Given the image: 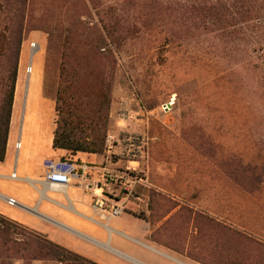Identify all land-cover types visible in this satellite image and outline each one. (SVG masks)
<instances>
[{
  "label": "rangeland",
  "instance_id": "rangeland-1",
  "mask_svg": "<svg viewBox=\"0 0 264 264\" xmlns=\"http://www.w3.org/2000/svg\"><path fill=\"white\" fill-rule=\"evenodd\" d=\"M96 3L99 8L86 17L91 37L80 40L73 36L74 28L62 23L63 0H36L23 43V66L28 68L22 101L26 102V92L33 87L41 56L45 91L55 99L62 59L73 66H95L92 78L83 74L76 80L74 91L81 94L96 90L100 70L115 61L107 142L129 145L134 139L135 159L146 168L136 175L147 178L148 162L152 165L154 160L157 184L171 183L169 187L183 193L176 203H169L167 196L156 198L157 228L152 240L182 252L188 246L189 254L207 264H226L234 258L236 248L239 256H246L245 264H264V247L255 241L264 243V231H260L264 228V72L259 63L249 62L254 52L244 42L225 40L219 34L190 35L183 41L181 34L170 31L168 14L136 13V0ZM49 10L55 12L58 22L52 48L61 52L50 62V39L41 28H49L43 17ZM82 10L74 7L68 16ZM116 12L119 20L141 28L131 27L130 38L113 45L100 38V29L103 31L102 20ZM239 177L242 183L237 181ZM188 202L198 205L196 215ZM179 204L181 210L164 222ZM208 212L259 228L253 227L255 233L246 232L250 238H235L233 232L220 230L217 221L202 217ZM196 227L198 235H194ZM191 231L194 238L189 240Z\"/></svg>",
  "mask_w": 264,
  "mask_h": 264
},
{
  "label": "crops",
  "instance_id": "crops-1",
  "mask_svg": "<svg viewBox=\"0 0 264 264\" xmlns=\"http://www.w3.org/2000/svg\"><path fill=\"white\" fill-rule=\"evenodd\" d=\"M25 49L24 44L6 157L0 161V214L97 264H207L189 254L188 246L182 252L152 240L157 228L156 198L167 196L169 203H176L183 195L169 187L171 183L157 184L154 160L152 165L148 162L147 178H140L135 172L146 169L145 164L135 159L126 142H107L103 154L73 155L54 147L56 99L45 91L44 56L33 87L26 92V102L22 101L28 68L23 66ZM49 158L76 161L81 167L79 175L68 184L48 182L43 164ZM8 198L15 200L13 206ZM97 200L105 201V208L95 209ZM187 205L196 215L198 205ZM114 207L121 210L119 215L111 213ZM181 208L176 205L164 222ZM208 216L240 227L217 212H208ZM191 234L189 240L194 238ZM194 235H198L197 227Z\"/></svg>",
  "mask_w": 264,
  "mask_h": 264
},
{
  "label": "trees",
  "instance_id": "trees-1",
  "mask_svg": "<svg viewBox=\"0 0 264 264\" xmlns=\"http://www.w3.org/2000/svg\"><path fill=\"white\" fill-rule=\"evenodd\" d=\"M136 1H138L136 9H134L136 13H146L155 17L168 14L170 31L181 34L183 41L188 40L190 35L219 34L225 40L230 38L234 42H240V44L244 42L247 50L254 52L250 56L249 62L252 64L259 63L264 72V0ZM35 4L36 0H0L1 162L6 157L20 57L27 33L29 16L34 12ZM74 7H82L83 10L68 16ZM98 8L96 0H63L62 11L60 12L63 18L62 23L66 24L69 29L74 28L73 36L80 40H89L91 33L86 17L92 15V10ZM116 15L118 12L111 14L107 20H102L101 28L103 31L100 29V38L108 40L113 45L129 39L131 27L141 28L140 24H132L130 27L128 20H119L115 17ZM43 17H47L45 21L49 26V28H44V26L41 28L45 30L50 39L48 54V61L50 62L56 56L58 59L61 54L52 48L58 22L55 20V12L53 13L52 10L51 12L49 10V13ZM113 52L111 51L112 55ZM73 65H70L66 58L61 60V81L56 95L58 119L54 147L67 150L73 155L79 152L103 154L107 148L109 103L112 96L111 81L116 76V62L114 61L109 68L103 66L100 70L102 82L96 83V90L90 94H81L74 90L76 80L80 78V75L87 74L88 77L92 78L96 74L95 66L90 63ZM240 180V177L237 178L238 182H241ZM254 191V189L249 190V192ZM202 217L212 220L207 215ZM217 225H219L220 230L222 228L227 229L234 233L235 238L242 236L243 239L250 238L246 232L255 233V228H259L258 225H252V228H248L247 225L232 228L220 222ZM260 229H263L260 231H264V228ZM217 240L221 246L223 244L222 239ZM255 241L264 247V243ZM237 251L236 248L234 258L228 260L226 264H245L246 256H239ZM36 263L97 264L0 214V264Z\"/></svg>",
  "mask_w": 264,
  "mask_h": 264
},
{
  "label": "built area",
  "instance_id": "built-area-1",
  "mask_svg": "<svg viewBox=\"0 0 264 264\" xmlns=\"http://www.w3.org/2000/svg\"><path fill=\"white\" fill-rule=\"evenodd\" d=\"M32 47L36 48L37 45L33 44ZM28 71L31 72V68H29ZM133 140L134 139H131L132 142H128L130 149L136 146ZM18 142H20V140ZM19 146H20V143L17 144L18 148ZM132 150H133L132 153L136 155V153H134L135 150L134 149ZM43 166H44L46 180L48 182L55 183V184L70 183L72 178L79 175V170L81 168L80 165L76 161L70 158H49L44 161ZM7 201L12 206L15 204V200L12 198H8ZM105 204H106L105 201L97 200L94 203V208L95 209L105 208ZM111 213L113 215H119L121 213V210L118 207H114L111 209Z\"/></svg>",
  "mask_w": 264,
  "mask_h": 264
}]
</instances>
